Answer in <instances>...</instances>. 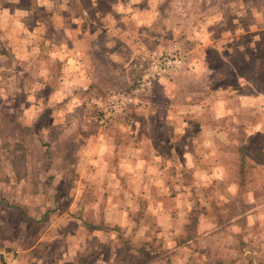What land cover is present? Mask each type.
Segmentation results:
<instances>
[{
	"label": "rangeland",
	"instance_id": "374dc122",
	"mask_svg": "<svg viewBox=\"0 0 264 264\" xmlns=\"http://www.w3.org/2000/svg\"><path fill=\"white\" fill-rule=\"evenodd\" d=\"M90 1L82 9L86 1L0 0V107L32 122L49 66L61 68L49 96L55 110L36 141L38 149L48 145L49 155L33 163V174L15 180L11 151L0 138V250L13 253L10 264H25L19 248L37 239L44 247L52 236L48 242L61 246V235L82 226L80 217L96 219L107 208L123 232L99 234L108 247L98 264L112 261L119 247L129 264H168L169 253L158 247L172 251V264H236L240 247H255L264 237V165L256 163L264 154V91L256 97L254 80L264 69V0ZM109 27L112 40L104 35ZM84 30L101 33L89 51ZM5 49L18 61L8 64ZM159 51H180L183 65L134 92ZM246 70L254 71L242 75ZM85 74L92 84L80 88ZM112 93L131 100L107 113ZM98 96L96 133L73 141L78 118L89 121ZM73 144L78 159L64 172L59 151ZM240 145L246 149L242 184ZM239 199L261 204L256 222L227 220L228 202L237 206ZM226 229L235 232L229 239L236 246L226 245ZM182 235L201 237L186 244ZM89 240L88 253L96 249ZM259 253L264 256L258 250L246 262L264 264Z\"/></svg>",
	"mask_w": 264,
	"mask_h": 264
},
{
	"label": "trees",
	"instance_id": "16d2710c",
	"mask_svg": "<svg viewBox=\"0 0 264 264\" xmlns=\"http://www.w3.org/2000/svg\"><path fill=\"white\" fill-rule=\"evenodd\" d=\"M24 1V0H20ZM86 1L82 5V9L87 8L91 5L90 0H81ZM3 53L7 56L8 64L16 60L18 61L15 56L5 49ZM60 64V62H58ZM52 65L49 66V73L48 79L46 80V87L42 94V102L41 108L36 113L35 118L30 123H24L20 121L17 114H14L8 110H5L0 107V138H1V146L4 149H8L11 151L10 157V165L13 176L16 181H21L28 178L29 173L33 174L35 167L33 163L44 156L49 155L48 145L46 143H41V146L46 147V149L41 150L38 149L36 145V141L40 140L42 135V126L45 120L52 115L55 110V106L50 103L49 96L51 92L57 86V78L61 74V68L55 67L54 69L51 68ZM254 70L249 71L246 70V74H252ZM256 78H254L256 82L255 93H259L264 91V69L261 71L257 70ZM260 73V74H259ZM85 103H83V106ZM102 116V111L98 108L94 107L93 115L90 117L89 121L85 122L79 117L77 126L72 129L71 139L75 141V138H79V140L84 139V137H89L96 133V129L98 126V119ZM65 149L60 148V157L63 159L65 164L68 167H64V172H68L69 170H73L69 165L73 166L77 162V155L74 154L73 150L77 147L76 145H72V147H64ZM239 152V159L237 161V171L239 174V183L242 184L244 182V175H245V168H246V149L241 145L238 147ZM256 163L264 164V154L258 156L256 158ZM240 191V190H239ZM238 205H234L233 202H228V206L231 209L230 214L227 215V220H231L232 218L242 214L246 210H248L251 205L243 203L240 199L238 200ZM86 201L82 200L81 205L84 206ZM144 205L140 209V214L142 213ZM53 211H46L44 217H47ZM81 225L84 228L87 235L91 234L94 231H116L117 235L116 238L121 237V233L123 232L122 226L118 224L110 225L104 220V215L100 212L99 218H93L91 215L87 217H80ZM89 244H96V249L91 252L82 251L78 253L77 260L82 263L86 264H93L96 260L101 259L100 257L103 256V251L108 247L107 242H97L94 238H89ZM191 236L182 235L180 242L185 243L186 241L190 240ZM179 243V244H181ZM0 248L3 246L0 244ZM159 250L166 253H169V256L166 257V262L168 264L171 263V254L172 251L166 249H161L158 247ZM242 248V247H240ZM129 257V253L125 252L119 247L114 255L112 261L107 262V264H117L120 261H127ZM220 261L216 263L219 264ZM157 264H164V263H157Z\"/></svg>",
	"mask_w": 264,
	"mask_h": 264
},
{
	"label": "crops",
	"instance_id": "0c3cea01",
	"mask_svg": "<svg viewBox=\"0 0 264 264\" xmlns=\"http://www.w3.org/2000/svg\"><path fill=\"white\" fill-rule=\"evenodd\" d=\"M80 26L81 25H79V29H80ZM111 28L112 27H109V30L104 35H109L110 39L112 40V36L114 35V33H113V31H111ZM92 34H95V35H92ZM100 34H101L100 31L91 33L90 31L88 32V31L84 30L82 32L81 37L85 41V45H86L85 50L86 49L88 51L90 50L91 45H94L96 43V41L98 40V37H99ZM123 36L126 37V35H122V38H124ZM82 39H79V40H82ZM92 40H93V42H92ZM85 50L82 51V53L84 52L83 56H85L84 64H86V66L88 64V66H89L90 65V57H86ZM15 58L18 60L17 56H15ZM87 61H88V63H87ZM79 82H81L80 83L81 84L80 88H82L84 86H86V88H87L88 86H90L92 84V83L89 82L88 75H86V74L84 76H81V79H79ZM258 94H260V95L263 94V91L257 93L256 97H258ZM100 100H101V96H98V97L94 98L93 102H95L94 104H97V105H95V107L99 108L98 106L101 103ZM80 105L83 106V103H81ZM262 165H264V164H262ZM242 200H244L243 203L249 204V205H251V207L248 210H246L245 212H243L242 214L232 218L231 220H233V221H235V220H241V221L253 220L254 222H256L258 220L257 218L260 217L258 215V210H259V208H260L259 206L261 204L260 205L259 204H255L253 201H249V200H245V199H242ZM115 211L119 212L117 214L118 216L120 215L119 218H122V219L125 218V216L122 213L123 211L121 212L120 208L116 209ZM257 216H259V217H257ZM112 217L114 218V215L112 213H111V215H108L107 208H106L105 215H104V220L107 223H109L110 225H113V224H118L119 225L120 223L118 222V219L115 221V220H112ZM114 219H116V218H114ZM79 227L80 228H78L76 230L75 229L72 230L71 232H69V234H66L65 236L61 235L62 236L61 237L62 245L61 246H56V247H54L52 243H49L50 242L49 239L52 240L53 238H56V237L52 236V233H53L52 229H51L50 233H48V231H49V228H48L44 233L47 234V237H50V235L52 237L48 239L49 242L47 241V244L44 245V247L40 246L41 244L38 243L40 239H37V241H35V243L31 244L30 246H27L25 248L24 247L19 248V250H20V252L22 254V257L25 256V255L27 256L25 264H63V262H69V263H66V264H86V263L79 262L77 260L78 253H80L82 251L87 252V250H88V246L86 244V238H94L97 242H102L103 239L99 236V234L101 235V233L104 232V231H94L91 234L87 235L86 232H84V229L82 228V226L79 225ZM248 228H249V226H248ZM225 231H226V233L224 232V233H222V235L228 238V241L226 242V245L228 247H231L230 244L232 245V247L236 246V244L235 243H231V241H230L231 239H229V238H231L234 235L235 232L234 231L230 232V231H228V229H226ZM204 234H207V232L204 233ZM262 234H263V231L262 232H258L257 234L255 233L253 237L255 239L256 237H258V235H262ZM243 235H245V234H243ZM42 237H40V238H42ZM200 237H201V235L196 236L195 238H191L190 240L186 241L185 243L186 244H188L189 242L192 243V242H194V240L199 239ZM243 238H244L243 240H248V239H246L245 236ZM63 242L64 243L68 242V245L66 246V248H65V245H64ZM233 242H235V241H233ZM257 243L259 245L255 244V247L254 246H250L248 244H245V245H248V246L244 245V246H242V248H239L238 252H240V255L238 253L239 256H238V259L236 260V264H251L249 261L246 262V259L250 260L252 258V256L248 255V254H255L258 250L264 251V237H263V240H257ZM177 246H176V248H177L176 250L178 252L181 249H179ZM256 246H260V248L262 247V249H259V248L257 249ZM40 247H41V249L43 251L42 250L38 251V249H40ZM188 247L189 246L186 245L184 248H188ZM194 250H196V248L195 249H191L190 253L193 254ZM56 251H57V254L55 253ZM258 255L261 256L260 253ZM261 258H262V262L264 263V256L262 255ZM28 259H30V261L32 263H28ZM186 260H187V258L185 259V261ZM204 260H206L205 257H204ZM98 261H99V259L96 260L93 264H98ZM23 262H24L23 260H19V264H24ZM123 262L124 261H121V262H118L117 264H119V263L123 264ZM202 262H203L202 264L206 263V261H202ZM126 263L129 264V261L127 260ZM3 264H5V263H3ZM219 264H233V262L231 263V260L225 261V260L222 259L221 263H219Z\"/></svg>",
	"mask_w": 264,
	"mask_h": 264
},
{
	"label": "built area",
	"instance_id": "2783aa9c",
	"mask_svg": "<svg viewBox=\"0 0 264 264\" xmlns=\"http://www.w3.org/2000/svg\"><path fill=\"white\" fill-rule=\"evenodd\" d=\"M184 63L183 54L178 52L159 51L152 54L148 59V66L145 71L136 79L133 87L134 92L144 91L155 80L174 74ZM131 98L128 95L112 93L107 98V106L105 111L110 113V110L121 107L122 104L129 102ZM16 262L13 253L0 250V264H10Z\"/></svg>",
	"mask_w": 264,
	"mask_h": 264
}]
</instances>
